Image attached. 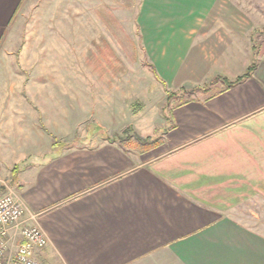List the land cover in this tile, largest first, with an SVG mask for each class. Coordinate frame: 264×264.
Returning a JSON list of instances; mask_svg holds the SVG:
<instances>
[{"label":"crops","instance_id":"crops-1","mask_svg":"<svg viewBox=\"0 0 264 264\" xmlns=\"http://www.w3.org/2000/svg\"><path fill=\"white\" fill-rule=\"evenodd\" d=\"M24 2L0 0V42ZM251 9L234 0L143 1L140 40L165 86L231 83L253 60L255 68L173 105L150 150L100 137L15 162L25 165L13 183L2 182L48 239L37 261L264 264V233L237 216L264 203V35L258 42L245 20Z\"/></svg>","mask_w":264,"mask_h":264},{"label":"rangeland","instance_id":"rangeland-1","mask_svg":"<svg viewBox=\"0 0 264 264\" xmlns=\"http://www.w3.org/2000/svg\"><path fill=\"white\" fill-rule=\"evenodd\" d=\"M143 1L22 4L0 42V193L10 191L3 182L13 183L25 165L14 163L34 153L93 145L100 137L144 152L162 141L173 105L213 93L220 81L228 86L225 77L201 87L165 86L140 40ZM234 2L251 5L245 20L262 41L264 12L256 8L264 0ZM252 46L259 44L252 39ZM121 125L123 131L113 133ZM237 216L264 233V203L252 201Z\"/></svg>","mask_w":264,"mask_h":264},{"label":"built area","instance_id":"built-area-1","mask_svg":"<svg viewBox=\"0 0 264 264\" xmlns=\"http://www.w3.org/2000/svg\"><path fill=\"white\" fill-rule=\"evenodd\" d=\"M25 215L12 191L0 193V264H41L35 254L47 247L48 239L38 226L26 223Z\"/></svg>","mask_w":264,"mask_h":264},{"label":"trees","instance_id":"trees-1","mask_svg":"<svg viewBox=\"0 0 264 264\" xmlns=\"http://www.w3.org/2000/svg\"><path fill=\"white\" fill-rule=\"evenodd\" d=\"M254 68H255V64H252V66H250V68L248 69V71H247V73L245 74V75H243V76H241L240 78H238L236 81H234V82H229L228 83V87H230V86H232V85H234V84H237V83H239V82H241V81H243L244 79H247V78H249L250 77V75H251V73L253 72V70H254ZM196 91H198V90H196ZM196 91H194V93L196 92ZM157 145V144H156ZM155 145V146H156ZM154 146V147H155ZM154 147H152V148H154ZM152 148H149V149H144V150H150V149H152Z\"/></svg>","mask_w":264,"mask_h":264}]
</instances>
